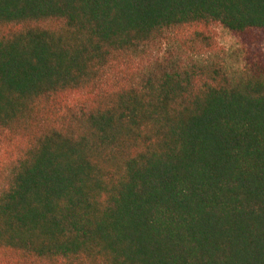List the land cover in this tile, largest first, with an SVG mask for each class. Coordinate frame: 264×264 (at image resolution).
Listing matches in <instances>:
<instances>
[{
	"label": "trees",
	"instance_id": "trees-1",
	"mask_svg": "<svg viewBox=\"0 0 264 264\" xmlns=\"http://www.w3.org/2000/svg\"><path fill=\"white\" fill-rule=\"evenodd\" d=\"M216 26L264 0H0V264H264V60Z\"/></svg>",
	"mask_w": 264,
	"mask_h": 264
},
{
	"label": "rangeland",
	"instance_id": "rangeland-1",
	"mask_svg": "<svg viewBox=\"0 0 264 264\" xmlns=\"http://www.w3.org/2000/svg\"><path fill=\"white\" fill-rule=\"evenodd\" d=\"M216 39V50L209 61H221L226 70L236 71L249 58L264 60V32H251L245 36H236L216 26L213 30ZM164 53L163 47H152L147 51L145 59L153 61Z\"/></svg>",
	"mask_w": 264,
	"mask_h": 264
}]
</instances>
